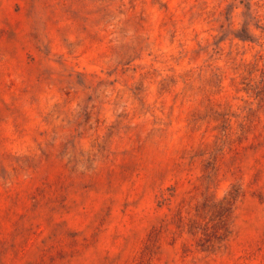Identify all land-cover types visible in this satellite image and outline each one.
<instances>
[{"label": "rangeland", "instance_id": "374dc122", "mask_svg": "<svg viewBox=\"0 0 264 264\" xmlns=\"http://www.w3.org/2000/svg\"><path fill=\"white\" fill-rule=\"evenodd\" d=\"M0 264H264V0H0Z\"/></svg>", "mask_w": 264, "mask_h": 264}, {"label": "trees", "instance_id": "16d2710c", "mask_svg": "<svg viewBox=\"0 0 264 264\" xmlns=\"http://www.w3.org/2000/svg\"><path fill=\"white\" fill-rule=\"evenodd\" d=\"M250 10V7H248V11ZM242 38L243 39H248V40H252V36H251V34L249 33V31H248V34H246L245 33V30H243V34H242Z\"/></svg>", "mask_w": 264, "mask_h": 264}]
</instances>
